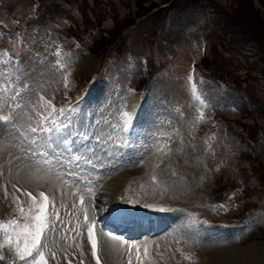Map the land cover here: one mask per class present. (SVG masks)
Segmentation results:
<instances>
[{
    "label": "rangeland",
    "instance_id": "374dc122",
    "mask_svg": "<svg viewBox=\"0 0 264 264\" xmlns=\"http://www.w3.org/2000/svg\"><path fill=\"white\" fill-rule=\"evenodd\" d=\"M96 1L97 13L107 10L99 31L113 29L112 11L119 31H130L115 45L87 34L81 0H0V54H7L0 60H8L0 64V114L9 116L0 122V223L20 220L28 194L39 200L44 192L54 225L42 237L47 264L138 262L124 246L115 247L126 256L114 259L104 250L110 237L151 241L145 257L153 264H264V0ZM124 112L132 133L118 147L127 137L119 130ZM68 117L87 123L94 149L87 154L99 170L64 148L54 158L52 149L38 154L41 129ZM97 134L99 143L91 139ZM91 171L104 178L99 188H90ZM126 173L129 204L165 223L131 242L104 229L118 203L108 185ZM186 222L209 230L202 226L198 243L182 250L174 229ZM220 225L237 229L210 233ZM0 255V264L30 260L7 247Z\"/></svg>",
    "mask_w": 264,
    "mask_h": 264
},
{
    "label": "snow or ice",
    "instance_id": "6c2138e0",
    "mask_svg": "<svg viewBox=\"0 0 264 264\" xmlns=\"http://www.w3.org/2000/svg\"><path fill=\"white\" fill-rule=\"evenodd\" d=\"M57 55H59V53H57ZM0 56H7V54L2 53ZM7 63L8 60L6 59L0 60V64ZM3 75L4 73L0 72V76ZM2 91H6V89L0 88V92ZM193 94L196 95L195 92ZM49 107L51 106L49 105ZM51 111L55 112L56 109L51 108ZM70 111L75 113L77 109L73 108ZM60 114L64 115V110H60ZM121 119L122 125L119 130L127 134L130 132L132 117L127 112H124L121 115ZM0 122L7 124L9 122V116L0 114ZM51 124L52 127H43L41 129L43 137L40 144L41 151L38 153L39 155H50V153L44 149H52L51 154L53 158L55 153L61 148H64L69 152L88 153L94 151L90 144L87 143L90 140V133L88 131L87 123L83 120L79 122V126L74 124L71 117H68L67 122L63 123H57V121L53 119ZM30 131L36 133L37 128H31ZM91 139L96 140L97 143L100 142V136L98 134L92 136ZM108 139H112L111 134L108 136ZM127 139L128 138L125 137L122 144L117 146H128ZM33 143H35V141H33ZM74 145L75 147H73ZM74 159L79 160L80 156H74ZM85 160L90 162L86 156ZM28 195L31 200V204L27 211H25L23 207L18 209L20 220L14 219L9 221L7 224L0 223V234L3 235V241L0 242V249L7 247L10 251H13L14 255L21 261L26 260V258H30L29 264H47L45 253L41 250V248L42 237L45 235V232L54 227V225L50 224V214L48 211L50 204L49 197L44 192H40L38 194L39 200H37L36 196H32L31 193ZM52 206L54 208V205ZM158 210L163 211V209ZM55 215L58 219V214ZM88 234L92 245L93 256H95L97 241L94 234V225L89 227ZM130 247L135 246L131 245ZM137 251H139L138 248ZM145 255H147L146 249ZM0 259H3L2 255H0ZM97 264H99L98 259ZM129 264H131V261H129Z\"/></svg>",
    "mask_w": 264,
    "mask_h": 264
},
{
    "label": "bare ground",
    "instance_id": "6f19581e",
    "mask_svg": "<svg viewBox=\"0 0 264 264\" xmlns=\"http://www.w3.org/2000/svg\"><path fill=\"white\" fill-rule=\"evenodd\" d=\"M132 133V132H131ZM125 134V133H124ZM128 138V137H127ZM71 153V155L74 157V156H80V159L79 160H77V161H81V162H83V165H87V166H89L90 168H92V169H98L99 170V168H98V165L95 163L96 162V157H92L91 155H89V154H87V153H80L79 152V154L78 155H75V154H73L72 152H70ZM111 154H113V153H111ZM85 156L88 158V160L90 161V162H87L86 160H85ZM85 163V164H84ZM90 173H92V175L90 176V178L93 180V184H90V188H99L100 186H101V183L102 182H105L104 181V179H103V176H102V174L101 173H96V172H90ZM96 173V174H95ZM86 174L88 175L89 174V171L88 172H86ZM126 175H127V173H126ZM124 176V175H123ZM123 176H117L116 178H113V180L109 183V188H115V189H117V190H115V191H117L118 192V194L116 195L117 196V207H116V213H115V219H118L119 220V217H123L122 215H129L130 217H132V218H139V216L140 215H143V213H142V211H140V210H138V209H136L134 206H133V204L132 203H130L129 204V202L128 201H130V200H128L127 201V198L125 197V192H126V187H127V184H125V182L127 183V178H128V175H127V177H126V179H124L125 177H123ZM108 182H109V180H108ZM79 185L80 186H82V184H80L79 183ZM125 186V187H124ZM86 189H88V188H86ZM120 190V191H119ZM186 192V191H185ZM99 200H100V198H99ZM95 201V200H94ZM101 201V200H100ZM92 207V206H91ZM95 208H97V206H95L94 208H92L94 211H95ZM99 211H96V213H98ZM95 214V213H94ZM197 215H195L193 218L194 219H197V217H196ZM192 218V222H193V219ZM199 224V223H198ZM181 226H182V228H181V230H175L174 229V231H175V234H176V231H180V235L179 236H177V239L179 240V242H181L182 244L179 246H177V247H180L182 250H185V247H188L190 244H197L198 243V241H199V238H198V236H199V234L201 233V230H203V228H202V226L203 225H194L193 223H192V225H191V222H186L184 225L183 224H181ZM190 227V232L191 233H194V234H196L195 236L194 235H192V236H194L193 238H191L190 237V234H188V233H186L185 232V230H186V227ZM204 228H205V230L206 231H208L209 230V228L207 227V226H203ZM199 228V229H198ZM201 228V229H200ZM214 228V227H213ZM217 227H215L214 229H211V231H210V233H212L213 231L216 233H225V231H227V230H230L231 228H219V229H216ZM196 230H197V232H196ZM116 232L117 233H119V231H118V229H116ZM158 232V230L156 229V231H155V233H157ZM188 234V235H187ZM164 235V234H163ZM163 235H162V239H160V240H162L164 243H166V241H165V239L163 238ZM166 235V234H165ZM108 235H104V238H109V237H107ZM168 236H170V235H168ZM167 236V237H168ZM96 237V236H95ZM132 237L133 238H136V237H138V236H136V233H134L133 235H132ZM131 237V238H132ZM97 238V237H96ZM111 238H112V240H111ZM109 241H107V240H105L104 239V241H106V243H105V247H104V250H107V251H109L110 252V254L114 257V259H118L119 260V262H121L122 261V259L124 258V256H126V254H125V252L127 253V255H129L130 257H131V259H132V257L134 256V254L136 255V256H138L139 257V259H138V262H135L134 260V262L131 260V264L133 263H135V264H151L152 262H153V260L151 261V257L149 256V257H145V255H144V251H145V249H147L148 250V253H151L150 251H152L153 249H152V243H151V241L150 242H147V241H145V242H143L142 244H139L138 246H135V247H130L131 246V243H128V242H126V243H119V241H117V240H115L114 239V237H110L109 239H108ZM157 242V241H156ZM201 243V242H200ZM199 243V244H200ZM99 244H100V239H99ZM168 244V243H167ZM207 245L209 244V245H221L220 243L219 244H216L215 242H210V243H206ZM164 245V244H163ZM169 245V244H168ZM168 245H166L167 247H168ZM121 247V246H124V248H125V252L123 253V252H120L119 250L117 251L116 250V247ZM155 246V245H154ZM170 247V246H169ZM137 248L139 249V251H137ZM100 249H101V247H100ZM210 249V248H209ZM215 249V248H214ZM210 251V250H209ZM207 252H208V250H207ZM152 255H153V253H152ZM160 258H162V257H160ZM130 259V258H129ZM161 261V260H160ZM163 261V260H162ZM161 261V262H162ZM153 264V263H152ZM158 264V263H157ZM169 264H173V263H169Z\"/></svg>",
    "mask_w": 264,
    "mask_h": 264
},
{
    "label": "trees",
    "instance_id": "16d2710c",
    "mask_svg": "<svg viewBox=\"0 0 264 264\" xmlns=\"http://www.w3.org/2000/svg\"><path fill=\"white\" fill-rule=\"evenodd\" d=\"M119 1L121 3H123V2H126L128 0H119ZM246 2H248V1L246 0ZM80 6H81L80 7V9H81L80 11H82L81 19L83 20V26H85V30L88 31L87 34H89L92 39L98 38V36H99L100 40H102V42H103V44H100L102 47L105 44L115 45L117 42L120 41V39L123 37L122 35L125 32L122 34L123 30H121V32L119 31L120 30V28H119L120 25L118 24V26H117V23L119 22L118 18H117V12L112 11V13L110 14V15H112L111 18H112V22H113V25H114V27H112L113 29H111L108 32L104 31V30L99 31L98 27L101 26V24H102V22L104 20L103 17L106 14L105 12H107L106 8H105V11H104L103 8H100L98 10L99 13H97V10H96L97 9L96 8L97 1L96 0H81ZM153 16H155V13L151 14L149 16V18L153 17ZM225 18L228 19L226 14H225ZM228 23L230 24V27H233V25H231L229 20H228ZM234 24L236 26V21L234 22ZM74 26H75V29L73 31L72 30L69 31V35H70V32H71L70 36L72 38L78 39L80 33H78L77 28H79V26L77 24L76 25L74 24ZM135 26L138 28L139 26H141V23L139 25L137 24ZM91 31L96 33L95 36L91 35V33H90ZM126 31H128V32H126L125 35H127L130 32L129 29H127ZM142 34H144V33L142 32ZM144 36H146V34H144ZM220 65H221V62H220Z\"/></svg>",
    "mask_w": 264,
    "mask_h": 264
}]
</instances>
